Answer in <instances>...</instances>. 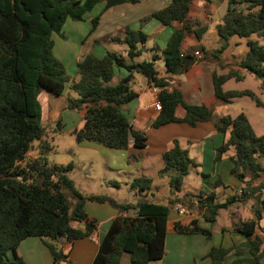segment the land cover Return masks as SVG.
I'll list each match as a JSON object with an SVG mask.
<instances>
[{"label": "trees", "instance_id": "obj_1", "mask_svg": "<svg viewBox=\"0 0 264 264\" xmlns=\"http://www.w3.org/2000/svg\"><path fill=\"white\" fill-rule=\"evenodd\" d=\"M103 0H0V264H25L17 255L19 243L26 238L36 237L47 248L54 264L67 259L63 247L76 240L88 238L95 230V224L88 221L84 211L86 200L105 203L117 209L121 215L113 219L102 237L92 264H120L123 255H128L131 264H149L164 255L168 206L149 202L140 197L135 203H117L104 195H85L74 186L66 175L72 164L65 168L48 165L41 152L33 159L27 154L35 141L47 149L42 141L44 128L41 124V105L38 97L41 92L52 96H61L65 85L76 94V98L66 99V108L81 110L82 127L73 133L76 143L92 142L106 148L125 150L131 145L141 149L145 147L144 134L132 129L129 120L121 111V106L136 97L132 90L134 75L145 78L149 87L159 89L157 98L160 110L151 123L159 128L170 123H185L194 127L200 122L214 121L217 133L225 140L215 149L214 162L227 151L232 150L230 158L234 164L233 173L238 169L257 175L264 171L258 162L264 159V137L256 136L244 114L235 118L224 116L213 119L212 108L205 104L194 106L183 102L180 92L168 91L169 83L160 76L155 62L164 63L165 75H178L185 71L184 62L189 54L183 53V45L188 35L193 34L200 42L206 27L199 22H188L194 1L171 0L166 7L144 18L141 24L150 19L164 27L173 28L165 48L153 54L149 61L127 63L121 54L107 52L98 59L86 54L77 64V78L71 81L61 62L53 53L52 35H61L65 21H82ZM211 3L213 0H200ZM139 0H105L100 11L112 6ZM99 16L91 20V32L98 23ZM216 26L220 41V52L228 46L232 37L248 38L252 35L264 39V0H228L224 15ZM147 35L140 29L124 28L122 42L127 46L126 57L133 60L145 51ZM248 52L238 62L245 70L261 82L264 92V48L256 41L247 42ZM119 67L127 75L110 85L114 68ZM238 71H229L224 75H212L214 99L218 104H229L235 98L249 97L257 107L264 106L255 95L248 91H222V85L230 80H241ZM180 105L185 110L183 118H176L175 108ZM42 144V145H41ZM27 159V160H26ZM163 168L160 175L168 176L171 192L181 188L183 179L194 166L187 151L180 148L177 141L173 147L162 154ZM237 177L243 179V173ZM118 187L116 182H110ZM149 178H134L130 190L140 196L150 189ZM264 187L246 186L243 195L254 194ZM249 192V193H246ZM197 203L198 208H206L205 219L214 221L224 204L214 203V194H208ZM188 208L193 205L186 203ZM132 212V216L122 214ZM264 213V198L254 207L255 219ZM73 222L84 223V230L76 229ZM256 223L241 221L235 231L246 238L249 264H259L264 256V247L259 238L251 239ZM179 234H203L210 236L208 230L191 226L176 225ZM226 251L211 248L207 257L209 264H222Z\"/></svg>", "mask_w": 264, "mask_h": 264}, {"label": "crops", "instance_id": "obj_2", "mask_svg": "<svg viewBox=\"0 0 264 264\" xmlns=\"http://www.w3.org/2000/svg\"><path fill=\"white\" fill-rule=\"evenodd\" d=\"M170 1L139 0L136 4L123 3L112 6L99 14L104 7L105 0H103L100 3V11L96 8L94 15L88 18L91 25L92 18L99 16L98 23L92 32L91 26L89 29H83L78 24H75L70 27V33L64 36L65 41L63 43L67 47V53H70L73 47H77L72 63L75 62L77 65L89 53L100 59L107 52L121 54L126 58L127 63H138L136 58L140 57H136L133 60H129L126 57L127 46L125 45V47L122 44L123 32L126 27L131 30L140 29L143 32H146V29L150 30L153 28V32H157L158 36L163 34L165 42L163 47H159L156 43L152 47H145L146 43L144 44V50L150 51L145 61H149L153 54L151 49L156 48V54H159L165 48L173 28L164 27L154 19L147 21V25L141 24V22L153 12L166 7ZM82 21H76V23ZM142 25L144 26L142 27ZM167 29H170L169 32H166ZM73 30L76 31L73 32ZM73 33L76 34L75 37H73ZM146 35L148 40L149 35ZM186 39L183 45V53L192 57L191 65L181 74L165 75L163 66L160 65L162 62L156 61L155 65L160 70V76L167 79L169 83L168 91L175 89L180 92L185 104L194 106L207 105L204 101L212 100L214 107H221L220 104L215 103L214 99L212 75L215 70L207 63L208 60L203 58L204 50L201 49L199 52L194 50L196 45L188 44ZM78 43L79 45H77ZM126 75L127 73L124 69L115 67L113 78L109 84L115 85L119 79ZM75 78L74 75L69 80L71 81ZM142 79L134 76L131 86L136 93V97L120 108L129 120L132 129L145 135V147L141 149L135 148L131 145V142L125 150L110 149L92 142H81L78 143L79 146L94 153L96 152L98 156L105 160L106 168L109 172L117 175L120 172L125 173L131 178L130 182L134 178H149L152 185V175L148 173L150 172L166 178L168 185V176L160 175L159 172L163 168L162 154L173 147V141H177L180 148L187 151L188 158L193 161L194 166L191 167L189 174L183 179L181 188L178 191L171 192L168 185V194L164 197L166 204L156 200L152 192L148 193L150 189L144 196L143 194L138 196L132 193V199H115L112 197V193L97 194L87 190L79 191L87 196H108L119 204H133L141 199L140 197H144L149 202L168 206L169 214L166 222L164 255L158 261L149 264H209L210 260L207 255L211 248H221L226 251L222 264H249L250 254L245 247L246 238L235 231V226L241 221H254L256 227L251 239L259 238L262 242V247H264V213H261L258 220L255 219L254 215V207L257 206L259 200L264 198V187L254 194L243 195V190L246 186L254 188L260 184L264 185V171L253 175L238 169L233 173L234 164L230 159L233 155L232 150L227 151L217 162H214L215 149L221 146L225 140L221 134L217 133L214 121L200 122L194 127L185 123H170L159 128H152L151 123L158 115V111L154 107L156 97L150 90L151 87L147 85L145 78L142 77ZM66 89H69V83L65 85L63 94ZM63 94L57 97L47 92H41L38 100L40 105L44 101L47 110L46 115H48L50 122L59 120L60 117L58 115L61 112H67L68 116L73 115V117L71 116L73 119L77 118L76 126L69 130L73 136V133L83 125L84 108L77 111L67 110L66 102L63 103L60 100L63 98ZM43 109L44 107L41 105V119L44 120ZM174 115L176 118H183L185 115L184 108L178 105L175 108ZM212 115L214 120L226 116L222 114L215 116L214 109H212ZM258 162L264 167V159H260ZM241 173H243V179L240 180L237 175ZM136 175L137 177H135ZM116 183L118 184V182ZM105 185L106 187H113L109 181ZM114 188H119V184L118 187ZM210 193L214 194V203L224 204L225 207L222 209H226L225 211L229 210L227 213L229 217L222 223L218 221L219 210L222 209L218 210L214 221L209 223L205 219L206 208H198L197 206V203L200 202L198 198L203 200ZM176 203H180L186 208L185 214L178 215L173 210L172 207ZM186 203L193 205L188 208ZM84 211L87 214L88 221H92L95 224V230L88 238L76 240L71 245L66 244L63 249L67 254V259L59 264H92L97 254L99 243L111 221L121 215L117 209L107 202L97 203L89 200L84 203ZM122 215L132 216L133 214L128 211ZM192 222H195L198 228L208 230L210 236L179 234L176 232L175 226L177 224L187 227L191 226ZM72 226L76 229L84 230L85 224L73 222ZM16 252L25 264H54L47 248L36 237H29L21 241ZM120 264H131L128 255L122 256ZM259 264H264V256L259 260Z\"/></svg>", "mask_w": 264, "mask_h": 264}, {"label": "rangeland", "instance_id": "obj_3", "mask_svg": "<svg viewBox=\"0 0 264 264\" xmlns=\"http://www.w3.org/2000/svg\"><path fill=\"white\" fill-rule=\"evenodd\" d=\"M228 0H213L211 3H205L203 1H194L189 13L188 22L194 26L193 22L196 20L199 22V27L205 26L206 31L198 43L195 41L193 34L188 35L186 42L191 45H196L194 50L198 52L201 49L204 50L203 58L209 63L215 70L216 75H224L229 71H238L243 77L241 80L230 79L222 85V91H244L248 90L252 92L255 97L264 105V92L261 90V82L253 77L243 69L238 67V62L245 57L248 52L247 42H257L264 48V39L257 38L252 35L248 38L232 37L229 39L228 46L225 50L220 52V41L217 35L216 26L220 24V19L224 15L227 7ZM96 8H101L100 3L84 16L82 22L76 23L71 19H67L61 30V35L53 34L52 41L54 44V54L57 60L63 65L67 77L77 78V65L72 63L73 55H75L76 48L73 47L70 53H67V47L64 45V36L70 33V27L78 24L83 29H89L90 23L88 18L93 16ZM100 11V10H99ZM99 13V12H98ZM86 20V21H85ZM85 24V25H83ZM147 23H144V25ZM142 25V27L144 26ZM167 29L166 32H169ZM76 30H73V32ZM143 32V31H142ZM149 35V38L145 44V47H152L156 43L159 47H163L164 37L157 35V32H153V28L146 29L143 32ZM76 36L75 33L72 34ZM75 39V38H73ZM124 46L125 44L122 43ZM79 45V43L77 44ZM80 47V46H78ZM126 47V46H125ZM80 49V48H79ZM192 50V49H191ZM79 51V50H78ZM150 51H144L140 58H136L138 63L145 61ZM141 80V75H134ZM116 85V84H115ZM70 96V97H68ZM76 98V94L71 90L66 89L63 94V98L60 99L63 103L67 98ZM59 100V99H58ZM212 109H214V115H226L230 118H235L238 114H244L248 119L256 136L264 137V106L257 107L255 102L249 97L235 98L229 104H220L221 107H214L212 100L204 101ZM216 103V102H215ZM218 104V103H216ZM44 109V120L41 119V124L44 128V135L42 141L47 144V149L40 147L38 141H35L31 150L27 154V159L35 158L40 152L45 157L48 165L65 168L68 164H72V169L66 173V175L74 182V186L80 191H92V193H112V197L115 199H132V191L130 190L129 183L131 178L125 173H111L106 168V162L102 157L98 156L96 152L84 149L76 143L74 136L70 133V128L76 126L77 118H71L73 115H67L68 113H60L59 120L50 122L48 115H46V108L44 101L42 104ZM69 110V109H67ZM58 113V112H57ZM56 113V114H57ZM46 118V119H45ZM73 119V120H72ZM42 145V144H41ZM26 159V160H27ZM152 175V185L148 193H153L156 200L166 204L164 197L168 194V185L166 178L159 177L158 175ZM137 177V175L135 176ZM118 182L119 188L106 187V182ZM111 184V183H110ZM224 210V211H223ZM226 209L219 210V222L226 221L229 217Z\"/></svg>", "mask_w": 264, "mask_h": 264}, {"label": "built area", "instance_id": "obj_4", "mask_svg": "<svg viewBox=\"0 0 264 264\" xmlns=\"http://www.w3.org/2000/svg\"><path fill=\"white\" fill-rule=\"evenodd\" d=\"M150 90L153 92V94H155L156 98H155V101H154V107H155V109L157 111H159L160 110V102H159V100L157 98V95L159 93V89L157 87H155V86H152L150 88ZM172 208H173L174 211L177 212L178 215H183V214L186 213V208L180 203H176L175 205H173Z\"/></svg>", "mask_w": 264, "mask_h": 264}, {"label": "water", "instance_id": "obj_5", "mask_svg": "<svg viewBox=\"0 0 264 264\" xmlns=\"http://www.w3.org/2000/svg\"><path fill=\"white\" fill-rule=\"evenodd\" d=\"M191 61H192V60H191L190 58H187V59L185 60V62H184V66H183L184 69H187L188 66L191 65ZM160 65H161V66H164V63H161Z\"/></svg>", "mask_w": 264, "mask_h": 264}]
</instances>
